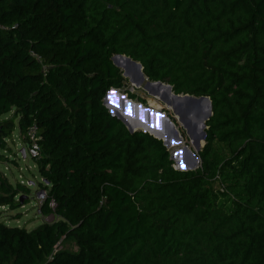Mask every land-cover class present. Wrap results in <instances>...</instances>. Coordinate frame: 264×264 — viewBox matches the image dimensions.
<instances>
[{
  "label": "trees",
  "instance_id": "16d2710c",
  "mask_svg": "<svg viewBox=\"0 0 264 264\" xmlns=\"http://www.w3.org/2000/svg\"><path fill=\"white\" fill-rule=\"evenodd\" d=\"M115 54L210 99L196 170L174 169L161 140L103 106L126 87ZM33 124L40 214L52 220L0 223V264H264V0H0V150L16 127L27 143ZM216 140L243 180L231 205L214 185ZM28 194L0 171V206Z\"/></svg>",
  "mask_w": 264,
  "mask_h": 264
},
{
  "label": "water",
  "instance_id": "95a60500",
  "mask_svg": "<svg viewBox=\"0 0 264 264\" xmlns=\"http://www.w3.org/2000/svg\"><path fill=\"white\" fill-rule=\"evenodd\" d=\"M111 61L121 71L123 77L130 75L131 78L124 82L127 86L120 92L110 88L103 96V106L112 116L119 119L129 132L141 131L161 140L163 130L158 125H164L172 139L180 143L176 147L177 151L174 152L175 146H171V142L165 143L161 140L170 153L169 158L173 162V168L180 171L196 170L200 166V159L197 155L202 148V141L205 140L206 121L212 115L210 99L207 96L176 94L172 91L170 85L161 81L148 80L143 74L140 63L127 56L115 54L111 57ZM134 85L135 87H133ZM128 94L131 97L134 96L133 98L136 101L131 102V97L127 98ZM144 95H150V98H145ZM149 100L159 103L161 107L158 109L150 107ZM112 101L117 103L120 101L123 108L129 103V106L134 108L132 120H127L124 115L119 114L117 111H110L109 103L112 104ZM142 102H145V104ZM142 116L147 119L146 121L149 124L145 123ZM152 122H155L154 127L151 126ZM174 122L185 130L189 141L182 139ZM20 153L24 156V149ZM176 154L184 156L186 170L179 169L178 164L174 163Z\"/></svg>",
  "mask_w": 264,
  "mask_h": 264
},
{
  "label": "rangeland",
  "instance_id": "374dc122",
  "mask_svg": "<svg viewBox=\"0 0 264 264\" xmlns=\"http://www.w3.org/2000/svg\"><path fill=\"white\" fill-rule=\"evenodd\" d=\"M123 79L124 81H127L129 77L125 75ZM133 87H135V85ZM112 89L116 90L117 92L122 91V89L118 88L112 87ZM144 96L145 98H150V95ZM127 98H129V95ZM130 99L132 102L136 101L134 98ZM142 103L145 104V102ZM174 123L176 124L182 139L189 141L185 130L176 122ZM166 135L168 134L166 133ZM6 144L9 151L0 150V152L8 159V161L0 162V171L5 173V177L12 185L15 186L16 183H19L28 187L29 194L26 197L27 202L16 208H10L7 205L0 206V223H4L8 226H24L27 230H31L44 221L52 220L51 215L40 214L41 203L37 198V195L41 191V184L44 182L37 170V165L32 158L26 156L25 152L24 156H17V152L26 147V143L19 137L17 127L12 133V136L6 139ZM204 145L205 140L202 141V147ZM212 158L218 164V169L215 170L217 172L214 174L215 179L218 181V184H214L215 188L225 194V197L221 199V201H223L224 204L226 203L227 205H231L233 200L244 197L239 195V193L243 191L244 188L242 178H238L235 176V174L229 172V164L225 163L226 159H229L228 161L233 159V155L230 153L228 145L216 140L213 143ZM236 163L237 162L235 161L232 164L235 165ZM5 166L7 169L4 168ZM251 204L257 207H261L262 205L259 201L255 202V200H252ZM65 247L76 250L75 247L68 243L65 244ZM59 249L61 248L59 247L58 250Z\"/></svg>",
  "mask_w": 264,
  "mask_h": 264
},
{
  "label": "built area",
  "instance_id": "2783aa9c",
  "mask_svg": "<svg viewBox=\"0 0 264 264\" xmlns=\"http://www.w3.org/2000/svg\"><path fill=\"white\" fill-rule=\"evenodd\" d=\"M31 54L36 56L34 52L31 51ZM26 136H27V143H26V147L24 148V152H25V155L34 159V157L36 155H38L39 153V144H38V129H37V126H35L34 124L33 125H30L27 130H26ZM20 155L21 156V153L20 151L17 152V156ZM5 169H7V167L5 166L4 167ZM2 172V171H1ZM3 175L5 176V173L2 172ZM37 198L39 199L40 203L45 199V190H42L38 193L37 195ZM49 206L50 207H54V203L53 201H51L49 203Z\"/></svg>",
  "mask_w": 264,
  "mask_h": 264
},
{
  "label": "bare ground",
  "instance_id": "6f19581e",
  "mask_svg": "<svg viewBox=\"0 0 264 264\" xmlns=\"http://www.w3.org/2000/svg\"><path fill=\"white\" fill-rule=\"evenodd\" d=\"M122 61H123V60H122ZM121 68H122V67H121ZM130 78H131V77H130ZM110 95H112V94H110ZM131 102H132V101H131ZM119 103L122 105V103H121L120 101H118V103H117V102L113 103V101H112V104L109 103V109H110V111H117L119 114L124 115V117H126L127 120L131 121V120H132V117L134 116V114H127V115H126V114L124 113V112H125V108L122 107V110H120L119 108H116V107H114V108H110V106H113L114 104H119ZM127 104L129 105V103H127ZM131 104H133V103H131ZM157 104H158V108L161 107L159 103H157ZM114 106H117V105H114ZM122 106H123V105H122ZM125 106H126V105H125ZM129 108H130V107H129ZM158 108H157V109H158ZM123 110H124V111H123ZM142 119L145 121L146 124H149L148 121H146L147 119H146L145 117L142 116ZM154 125H155V122H152V123H151V126L154 127ZM158 126H159V125H158ZM162 130H163V137H164V135H166V133H167L168 135H170V134L166 131L165 127H164ZM152 134H153V132H152ZM170 136H171V135H170ZM161 138H162V136L160 137V139H161ZM161 140H162V139H161ZM168 141H169V140H167V136H166V140H165L164 142L166 143V142H168ZM172 141L175 142L173 139H172ZM172 141H169V142H172ZM179 144H180V143H179ZM179 144H178V142H175V145H173V146H175L174 149H173L174 152L177 151L176 147H177ZM171 145H172V143H171ZM177 155H178V154H177ZM179 156H183V155H182V154H179L178 157H179ZM183 157H184V156H183ZM176 158H177V157H176ZM174 159H175V158H174ZM183 159L185 160V158H183ZM175 162H176V161L174 160V163H175ZM184 167L186 168L185 161H184ZM180 169H181V168H180ZM186 169H187V168H186ZM186 169H184V170H186Z\"/></svg>",
  "mask_w": 264,
  "mask_h": 264
}]
</instances>
